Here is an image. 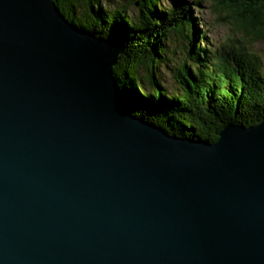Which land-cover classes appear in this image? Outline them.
Masks as SVG:
<instances>
[{
  "label": "water",
  "instance_id": "water-1",
  "mask_svg": "<svg viewBox=\"0 0 264 264\" xmlns=\"http://www.w3.org/2000/svg\"><path fill=\"white\" fill-rule=\"evenodd\" d=\"M121 53L0 0V264H264V119L171 136L125 108Z\"/></svg>",
  "mask_w": 264,
  "mask_h": 264
},
{
  "label": "trees",
  "instance_id": "trees-1",
  "mask_svg": "<svg viewBox=\"0 0 264 264\" xmlns=\"http://www.w3.org/2000/svg\"><path fill=\"white\" fill-rule=\"evenodd\" d=\"M125 1L126 6L113 9L100 7L99 0L55 4L75 27L122 48L112 70L130 114L171 136L209 143L217 141L226 125L247 128L264 119V54L252 51L254 44H264V0H209L239 36L212 52L190 15V4L162 8L166 0ZM202 1L194 0L195 6ZM130 5L136 6V14H130ZM77 7L84 9L82 19L75 18ZM173 34L188 45V64L183 61L175 69L180 89L168 93L155 75ZM139 70L146 73L148 91Z\"/></svg>",
  "mask_w": 264,
  "mask_h": 264
},
{
  "label": "rangeland",
  "instance_id": "rangeland-1",
  "mask_svg": "<svg viewBox=\"0 0 264 264\" xmlns=\"http://www.w3.org/2000/svg\"><path fill=\"white\" fill-rule=\"evenodd\" d=\"M127 4L125 0H99L100 7L106 9H113L115 6L118 7L121 5L126 6ZM172 4H190V15L195 20L196 28L200 34L205 37L207 50L212 52L216 47L226 44L229 39L235 40L239 38V36L233 32L231 26L225 22L223 16H220L213 2L205 0L200 2L198 6H195L194 0H166L161 5L162 8H165V6H171ZM94 7L96 8V6ZM128 9L131 15L137 13L135 5H130ZM83 11L84 9L77 7L75 18L82 19ZM168 40L165 47V58L163 56L162 62L159 64L158 68H156L155 77L160 82L162 88L169 93L180 89L178 81L174 78V71L180 67L183 61H185V64H188L185 55L188 45L175 34ZM252 51L259 55L264 54V44L260 42L254 44ZM139 72L143 76V88L145 91H148L149 85L147 80L145 81L146 73L143 70H139Z\"/></svg>",
  "mask_w": 264,
  "mask_h": 264
}]
</instances>
